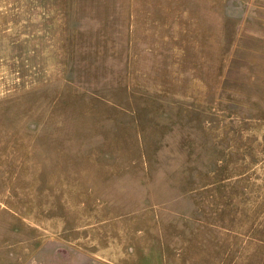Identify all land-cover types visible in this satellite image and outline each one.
<instances>
[{
  "label": "rangeland",
  "instance_id": "1",
  "mask_svg": "<svg viewBox=\"0 0 264 264\" xmlns=\"http://www.w3.org/2000/svg\"><path fill=\"white\" fill-rule=\"evenodd\" d=\"M0 264H264V0H0Z\"/></svg>",
  "mask_w": 264,
  "mask_h": 264
}]
</instances>
